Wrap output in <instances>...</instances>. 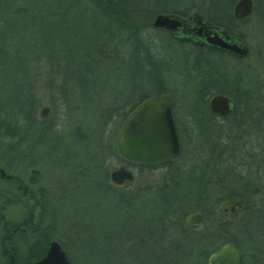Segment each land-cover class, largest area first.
Wrapping results in <instances>:
<instances>
[{"label": "rangeland", "instance_id": "rangeland-1", "mask_svg": "<svg viewBox=\"0 0 264 264\" xmlns=\"http://www.w3.org/2000/svg\"><path fill=\"white\" fill-rule=\"evenodd\" d=\"M35 1L42 4L43 0ZM230 1L141 0L144 5L152 9L162 8L166 4L167 8L181 9L193 5L207 12L211 17H215L219 9L223 8L225 10ZM234 2L235 0L232 3ZM60 4L58 2L55 8H59ZM39 6L30 7L29 11H33ZM257 7V12H251L246 20L239 21L234 25L236 32L244 35V41L248 46L247 56L239 63L228 61L225 58L218 59L217 57L212 58L211 61L214 63L215 68L221 70L224 75H230L242 87L247 88L246 97L238 99L239 102L255 99L259 100L258 106H250L251 103L246 104V106L236 101V110L242 108V114L240 115L244 121L240 119L239 115L234 119L230 118L229 122L210 118V121L207 122L206 135L198 137L197 134L192 133V136L189 134V138L178 136L180 156L175 160V163L178 168L185 170L184 172H187V174L198 177L197 194L206 195L204 201L208 204L214 203L216 197L226 195L231 191L245 196V204H249L253 210L252 213H248L244 205L233 214H219L215 210L213 221L215 225L219 221L232 222L233 224L228 225V230L232 231L236 220L240 216L250 214L249 220L245 221V231L248 234L251 233L254 239L252 242L248 238H244V235H238V239L245 247V250L243 247H241V250L243 249L246 253L247 261L251 260L249 257L252 253L255 256L254 258L259 259L260 264H264V150L262 145L264 143V3ZM149 16L148 12L144 11L137 14L138 19L148 18ZM79 19L82 20L81 17ZM99 22L101 23L100 20ZM140 32L142 40L147 42L151 56L157 58L159 67L165 61L167 68L164 66L165 80L162 79L163 87L168 93L172 94L173 100L178 101L179 105L173 112L175 117L179 121H184L188 115L186 114L187 99L197 95L201 85L208 77L206 75L208 70L205 67L199 69L192 67L194 52H196V57L197 53L200 56V52L192 50L185 44L173 42L165 35L158 34L150 40L152 32L149 28L140 30ZM40 37L41 35H39ZM59 39H62V42L59 43ZM52 40L53 44L47 43V46L52 45V49L49 51L51 54L55 55L57 52H64L67 49L66 31L55 30ZM36 52L37 50L34 49L32 53L35 54ZM123 54L124 58L122 60L117 61L111 67H102L100 72L97 73L99 74L98 85L102 87L101 98L110 100L115 95L114 97L118 100V98L132 92V88L137 86L135 85L138 83L135 78V66L128 59V51L123 52ZM184 57L186 60L185 65L183 64ZM6 60L7 58L3 62L0 60V104L3 105L5 103L13 104L18 100L10 91V76H7L8 67L7 69L4 67ZM212 78H214L213 73ZM42 79L44 78L36 76L35 80L37 81H34L31 89L34 94L33 102H31L33 104H26L29 107L35 104L32 116L28 119L18 117L16 124H20L19 126L15 125L12 118L7 119L4 124L8 132L0 141V171H2L0 176H3L6 172L18 180L20 194L21 190L24 189V196H20L27 204L22 207L13 202L3 203L2 201L5 199L16 198L9 193V195L5 193V191H9V185L18 195L19 191L14 187L16 184L15 179L10 182L0 180V206L3 205L0 211V244L3 243L4 234L2 222L16 223L21 221L25 218V212L31 210L30 223L35 224L40 208L33 206V204L36 199H42L41 197H43L45 211L49 205L52 206V208H48L47 214L42 217L40 223L41 227L45 228L44 231L48 237L47 242L56 240L65 245L75 261L72 264H84L82 258H80L81 255L74 254L79 243H73L68 236L71 232H78L80 229L78 226L83 224L87 226L89 232L94 231L98 234L104 230L106 224L115 225L116 214L113 212V206L119 208L120 203L114 199L109 191L97 190L96 187H98V181L102 179L101 162L107 166L108 172L110 169L119 166L118 161L113 156L103 153L102 144L109 143L112 140L111 145L114 147V138L119 126L116 127L113 135L111 132L99 133V123H96L97 119L94 120L95 107L91 106L90 100L81 99L77 96L75 92L77 90L74 89L77 88L78 83L74 79L72 83H69L71 85L69 106L78 105L73 112L69 113L66 111L64 104L56 102L55 94L48 91L47 82ZM232 79L229 80L227 89L229 91L233 88ZM59 80L60 75L55 74L51 81L56 84ZM221 82L220 85L223 84V78ZM25 94L24 90L23 99ZM43 105L48 107L47 117L43 119L44 125L40 123L41 118L38 115L39 108ZM10 107L11 105L8 106V108ZM250 113L253 117L247 118L246 116H250ZM92 123L95 124L96 131L98 130L97 134L89 131V128L94 129ZM42 126L53 130L42 131ZM11 130L18 131L19 135L10 136ZM224 130L228 132L226 134L229 138L224 136V132L221 133ZM239 130H245L249 134L241 135ZM257 131L260 133L259 135L254 133ZM248 153L252 154L254 158L258 156L261 158L262 165L259 168L246 164L247 161L251 162L250 158L247 157ZM207 157H210V159ZM204 160H206V163L203 165ZM199 166L202 167L200 171ZM129 168L134 172L137 179L136 183L139 184L147 183L146 179H150V183L154 182V176L160 171H164L162 168H156L151 172H138L135 167ZM106 179L111 184L108 174ZM127 184H129L127 187L120 191L114 190V193L128 191L132 187V183ZM39 190H41L40 193ZM184 192H186L185 189ZM5 196L7 198L4 199ZM142 201L149 206L150 203L149 200H146V196ZM209 207L211 208L212 205H209ZM61 221L65 224L61 223V225ZM141 221L143 224L148 222L144 217H141ZM50 223H53L54 226L49 227L48 224ZM197 226V228L202 227L199 224ZM41 237L40 232H37L35 240H39ZM29 240L27 242H30ZM20 244L24 245L26 241L23 240ZM80 247L84 248L86 246L83 244ZM109 247H112V245L102 241L99 247L101 248L100 254L99 252L90 253L89 250L85 252L87 260L91 262L95 257H100L101 262L109 260L111 264H114L115 260L113 259L116 251L114 249L110 250ZM5 257V254L0 253V264L4 262Z\"/></svg>", "mask_w": 264, "mask_h": 264}, {"label": "trees", "instance_id": "trees-1", "mask_svg": "<svg viewBox=\"0 0 264 264\" xmlns=\"http://www.w3.org/2000/svg\"><path fill=\"white\" fill-rule=\"evenodd\" d=\"M233 1H230L228 7ZM58 2L61 3L60 7L55 8ZM136 3L137 0H43L42 4L35 0H0V60L3 62L7 58L5 66L2 65L6 69L8 67L7 76H10L12 88L10 91L15 95V99L18 98L17 102L13 104H0V141L8 132L4 126L7 119L12 118L15 125L19 126L20 124H16L18 117L28 119L32 116L35 104L32 107L26 104H33L31 102H33L34 94L31 89L34 81H37L35 80L36 76L44 78L42 80L47 82L48 91L55 94L56 102L66 106L68 113L73 112L78 105L69 106L71 97L69 83H72L74 79L78 83L77 88L74 89L77 90L75 91L77 96L90 100L91 106L95 107L94 120L97 119L96 123H99V133L111 132L112 135L122 119L140 100L156 93H168L163 87L159 62L157 58L151 56L147 42L142 40L140 32V30H146L149 27L146 24L147 17L138 19L137 14L144 11L150 15V11H145ZM262 3L264 0H252V12H257V6ZM38 5H40L38 8L29 11L30 7ZM140 9H142L141 12H139ZM80 17L82 20L79 19ZM225 28L232 34L244 38L243 34L236 32L234 21L225 23ZM57 29L66 31L67 35V49L60 52L63 55L59 52L55 55L51 54L49 51H51L52 45L47 46V43L53 44L52 37ZM46 33L48 35H44ZM39 35H41L40 38ZM59 40V43L62 42V39ZM34 49L37 50L35 54L32 53ZM211 50V48H207L208 52ZM125 51H128V59L135 66V78L138 82L135 85L137 86L134 85L135 88H132V92L118 100L114 97L115 95L110 100L101 98L102 87L98 85L99 74L97 73L102 67H111L117 61L122 60ZM201 51L198 52L201 53ZM204 58L209 60V56H204ZM198 59L197 53L194 62ZM194 62L192 63L193 68H195ZM183 64H186L185 57ZM208 67L205 65L206 69ZM55 74L60 75V80L53 84L51 80ZM206 75L208 77L201 85L200 91L191 99L205 100L214 93L230 96L233 100L246 97L247 88L242 87L236 79H232L233 88L229 91L227 90L226 75L221 74L222 85H220L222 82L218 83L213 80L212 73ZM24 90L26 94L23 99ZM131 94L133 95L131 96ZM10 105L11 107L8 108ZM235 114L231 115L235 116ZM40 123L45 124L43 119L40 120ZM92 125L94 129L89 128V131L97 134L98 130L96 131L95 124L92 123ZM44 127H41L42 131L53 130ZM14 134L19 135L16 130H11L9 133L10 136ZM111 142L102 143L103 153L113 156L119 165L135 167L138 172H151L157 168L124 162L116 155ZM262 145L264 150V143ZM100 167L102 179L98 181L96 189H102L104 192L105 190L109 191L120 203V207L113 206V212L116 214L115 225L106 224L100 234L94 231L89 232L87 226L78 224L80 225L78 226L79 231L71 232L68 236L73 243H79L74 254L81 255L80 258L84 264H111L109 260L101 262L100 257H95L91 262L88 261L85 248L80 247L83 244H90L92 246L87 250L90 253L99 252L100 254L101 248L99 247L102 241L112 245L109 247L110 250L116 251L113 259L115 260L114 264H207L206 258L209 253L227 242L235 244L239 248L242 264H260L259 259L254 258L252 253L249 257L251 260H246V253L243 249L241 250L244 245L238 239V235L241 234L253 242V235L245 231V221L249 220L250 214L240 216L232 231L228 230V225L233 224L232 222L219 221L215 225L213 221L215 210L219 214L223 213L217 204L226 198H244V207L248 213H252L253 210L249 204H245L246 198L243 194L231 191L226 195L216 197L213 204H208L204 201L206 195L197 194L198 177L187 174L184 172L185 170L178 168L175 161L166 164L164 171H160L154 176V182L151 185L136 183L137 179H135L128 191L115 194L114 190L120 191L129 184L122 187L109 184L106 179L107 166L101 162ZM81 174L83 173L81 172ZM13 179L16 180L14 187L19 191V195L9 185V191H5V193L16 198L5 199L7 198L5 196V200L2 202H13L24 207L27 202L21 197L24 196V189L20 194L18 180L6 172L0 176V180L5 182H10ZM40 192L41 190H39ZM145 196L146 200H149V206L142 201ZM41 198L36 199L33 204L40 208L35 224L30 223L31 210L25 212V218L21 221L2 222L4 234L3 243L0 244V253L5 254L8 252L9 246L14 243L19 245L23 240L26 243L47 242L45 228L41 227L40 223L42 217L47 214L48 208H52V206L49 205L45 211V200L43 197ZM209 205L212 207L210 208ZM2 207L3 205L0 206V211ZM190 211H197L202 215L199 223L201 228H197V225H187L184 222V216ZM141 217H144L148 222L144 224L142 221L140 222ZM61 223L65 224L63 221ZM48 226H54V224L50 223ZM37 232L42 235L39 240H35ZM28 239L30 242H27ZM243 248L245 250V247ZM71 260L75 263L72 257ZM12 264H17V257L14 254Z\"/></svg>", "mask_w": 264, "mask_h": 264}, {"label": "water", "instance_id": "water-1", "mask_svg": "<svg viewBox=\"0 0 264 264\" xmlns=\"http://www.w3.org/2000/svg\"><path fill=\"white\" fill-rule=\"evenodd\" d=\"M252 11V0H236L233 6L235 18H244ZM190 22H193L190 25ZM154 27L168 30L173 35L187 37L197 44H207L245 57L248 49L245 43L231 37L226 31L212 26L200 15L182 19L172 14H159L153 20ZM178 32V33H177ZM171 97L169 94H153L139 101L120 123L114 138L116 154L124 161L137 165L166 163L178 155V143L170 117ZM208 107L212 113L226 116L232 110L230 99L215 93L208 98ZM48 107L41 106L39 118L47 117ZM2 175V171H0ZM108 179L114 186L120 187L133 180V173L126 167H114L108 172ZM242 199H225L219 203L222 211L240 208ZM201 214L190 212L184 217L187 225H196ZM31 264H70L67 256L56 240H50L46 252ZM207 264H242L239 248L230 242L224 243L209 253Z\"/></svg>", "mask_w": 264, "mask_h": 264}, {"label": "flooded vegetation", "instance_id": "flooded-vegetation-1", "mask_svg": "<svg viewBox=\"0 0 264 264\" xmlns=\"http://www.w3.org/2000/svg\"><path fill=\"white\" fill-rule=\"evenodd\" d=\"M141 3H142L141 0H137V3L136 4H138L142 9L144 8L145 11H150V16H149L150 18H147L146 19V24L148 25L149 30L152 32V34L150 35V40H152L155 36H158V34H160V35H165V36L171 38L172 39L171 41H173V42L175 41L177 43L185 44V45L189 46V48H192V50H197V52L199 50H202V52L200 53V55H202V57L199 56V59L196 61V63H198V65H196V63H195V65H196L195 67H196V69L197 68L199 69L201 67H205V65H208L209 67L207 68V70H208L207 71V74L208 73H213V75H214V78L213 79L215 81H218V83H220L222 81V78L223 77L221 76V74H223V73L221 72V70H218L217 68H215L214 63L211 61L212 58H214V57H217L218 59L225 58L228 61L238 62V63L241 62V60L244 58V57H240L238 55H234V54L228 52L227 50H224V49H221V48H218V47L209 46L207 44H197L193 40H191V39H189L187 37H180L178 35H173L168 30H166L164 28L154 27L153 26V20L159 14H172V15H176V16L182 18V19H188L192 15H200L202 17V19L208 21L212 26H214V27H216L218 29H221V30L226 31L231 37L238 38V39L242 40L245 43L244 38H241L238 35L232 34L231 32H229L228 29L225 28V23H227L229 21H234V25H235L239 21L246 20V18L249 16L248 15V16H246L244 18H235L234 15H233V6H234V3L235 2L232 3L230 7L227 6V8L225 10L223 8L222 9H219V11L216 12V16L215 17L209 16L207 12L202 11V10H200V8H198L196 6H193V5H189V6L181 9V8H175V7L167 8L168 6H166L167 5L166 4L162 8H157V9L154 8V9H152V8H149L147 5H144L143 3L142 4ZM142 9H140L139 12H141ZM192 24H193V22H190V25H192ZM245 45H246V43H245ZM246 47L248 49V46L247 45H246ZM207 48H211L212 50L210 52H208L207 51ZM194 53L196 55V52H194ZM204 56H209V60H205ZM194 58H195V56H194ZM194 58H192V60H195ZM164 62L165 61H163V63L160 64V75L163 76V77H164L165 67L167 68V66H166V64ZM225 78L227 79V86H228L229 85L228 80L231 81L232 78H231L230 75H226ZM163 79L165 80V77ZM156 94H169L170 97H171V105H170L169 112H170V117H171L173 129H174V132H175V135H176V138H177V143H178V136H180V135L182 137L185 136L186 138H189L190 137L189 134H191V136H192V133L197 134L198 137H201V136L206 135L207 134V130L206 129L208 127L207 126L208 125L207 122L210 121V118L216 119V120L219 119V121H223L224 120V121H228L229 122V119L230 118L231 119H234V117H237L239 115L240 119L242 121H244L243 118H242V116L240 115V114H242L241 113L242 112V108H238V110H236V107H237L236 106V103L237 102L238 103H241L242 105L243 104L244 105H246V104L248 105V104L251 103L250 106H258V103H259V100H255V99L241 100L239 102V100H233L232 98H230V97L227 96L230 99V101H231L232 110H231V112L228 115L221 116V115L212 113L210 111L209 107H208V98L211 95L208 96V98L205 99V100L199 99V98H196V99H187V103L188 104H186V109H187L186 114H188V115L186 116V118H185L184 121H182V120L179 121L175 117V115L173 113L176 110V108L178 107V105H179L178 104V101L173 100V96H172L171 93H156ZM247 110H248V108H247ZM192 113H194V114L191 115ZM233 113H236L235 116H232L231 115ZM246 117L247 118L253 117V115L250 113V116H246ZM257 118H258V116H257ZM239 131H240V134L241 135L249 134V132H247L245 130H239ZM223 132H224V136L225 137L228 136L226 134L228 132H226L224 130L221 133H223ZM254 133L255 134H258V135L260 134L258 131L257 132H254ZM178 149H179L178 150V155H177V157L174 160L169 161V162H166V163L151 164V165H144V166H155L157 168H162L164 170L166 164L171 163V162L177 160V158H179V156H180V146H179V143H178ZM247 157H249L250 158V161H251V162H248L247 161L246 162L247 165L255 166V168H259L262 165L261 162H260V159L261 158H259V156L254 158L252 156V154H249L248 153L247 154ZM208 159H210V157ZM121 160H123V159H121ZM201 161H203V160H201ZM124 162H126V161H124ZM205 163H206V160H204L203 165ZM129 164H131V163H129ZM132 165H137V164H132ZM118 167H126V168L130 169L129 167H131V166L119 165ZM198 169L200 171V169H202V167L199 166ZM132 173H133V180H132V182H134V180L136 179V177H135V174H134L133 171H132ZM199 175H200V173H199ZM132 182H130V183H132ZM146 182H147L148 185H151L152 184V183H150V179H146ZM125 184H127V183H125ZM124 185H122V186H124ZM122 186H120V187H122ZM150 190H151V188H150ZM251 191L253 192L254 189L251 190ZM226 199H231V198H226ZM235 199H239V198H235ZM235 199H232V200H235ZM240 199H242V205H243L244 198H240ZM223 200H225V199H223ZM242 205H241L240 208L235 209L233 212L228 211V210L227 211H222L219 208V204H218V208H219V210L221 212H223L222 214H224V213L225 214L226 213L233 214L237 210L241 209L242 208ZM190 212H197V211H190ZM190 212H188V213H190ZM201 219H202V215H201ZM198 224H196V225H198ZM190 226H195V225H190ZM48 244H49V242H47V243H41V242H36L35 243V242H33V243H26L24 245L23 244L16 245L15 243L12 244L11 246L8 245L9 246L8 249H7L8 252L5 253V256L6 257H5V260H4V262L2 264H12L13 263V254L16 255V257H17V264H23V263H25V264H31V263L37 261L39 258H41L44 255V253L46 252V249L48 247ZM85 246L86 247H84V248H85L86 252H88L87 249H90V247L92 245L86 244ZM60 247L62 248V250L64 251L65 255L67 256L70 264H72L73 263L72 260H71L72 255L70 254L69 250L65 247V245L60 244ZM206 263H207V258H206Z\"/></svg>", "mask_w": 264, "mask_h": 264}]
</instances>
